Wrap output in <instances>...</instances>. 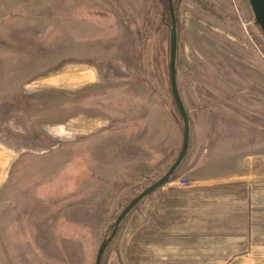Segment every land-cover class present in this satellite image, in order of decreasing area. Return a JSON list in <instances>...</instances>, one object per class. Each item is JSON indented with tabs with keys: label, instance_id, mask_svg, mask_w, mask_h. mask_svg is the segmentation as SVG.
<instances>
[{
	"label": "rangeland",
	"instance_id": "1",
	"mask_svg": "<svg viewBox=\"0 0 264 264\" xmlns=\"http://www.w3.org/2000/svg\"><path fill=\"white\" fill-rule=\"evenodd\" d=\"M163 1L0 0V264H95L123 209L176 160ZM172 2L190 147L102 264H264V34L248 0ZM112 114L132 145L154 139L149 123L172 132L154 171L102 146Z\"/></svg>",
	"mask_w": 264,
	"mask_h": 264
},
{
	"label": "water",
	"instance_id": "2",
	"mask_svg": "<svg viewBox=\"0 0 264 264\" xmlns=\"http://www.w3.org/2000/svg\"><path fill=\"white\" fill-rule=\"evenodd\" d=\"M248 4L250 6L253 15V23L256 26H258L259 29L264 34V0H248ZM171 17H172V26H171V35H170L169 71H170V84H171L173 99L176 103V106L181 114V118L183 121V140H182L181 150L176 160L173 162V164L170 166L167 172L163 174L156 182H154L149 187L144 189L134 199H132L128 203V205L123 209V211L120 213V215L118 216L117 220L114 223L112 233L103 240L98 250L95 264H102V259L106 249L115 238L121 223L126 219L129 213L146 197L154 193L159 188L165 186L173 179L176 171L179 169L184 159L186 158L190 147V141H191L190 116L182 100L177 82L178 30H177L176 15L172 6H171Z\"/></svg>",
	"mask_w": 264,
	"mask_h": 264
},
{
	"label": "crops",
	"instance_id": "3",
	"mask_svg": "<svg viewBox=\"0 0 264 264\" xmlns=\"http://www.w3.org/2000/svg\"><path fill=\"white\" fill-rule=\"evenodd\" d=\"M134 85V84H133ZM131 87H135L131 86ZM138 87V86H136ZM86 122L87 120L90 121V123H86V126L84 128V132L87 133V136H91L94 135V133H96V131L99 129L98 127L100 126L99 123L97 121H95L94 118H85ZM84 119V122H85ZM115 120H121L122 124H123V119L115 114H112L111 116H107L106 117V121L109 122L107 125H101L102 128H100L102 131L106 130L107 132L104 134V141H102L101 144H103L102 146L105 147L106 149H110L112 150V148L114 146H116L118 152H117V159L120 158L123 161H127L128 162V167L129 168L132 164L131 169L133 170H143L145 172L149 171V173L151 171H154V169L156 168L157 164H158V155L159 153H161L162 150H165L166 148H170L172 147V143H173V134L170 131V135L169 137L167 135H165L163 133V129L161 128L162 126H160L159 124H152L149 123L148 124V128L149 129V134H155V137L152 141H150V136L147 137V139L144 142L141 143H134V145H132V143H128L127 141V134L129 132L122 130V129H126L127 127H123L122 128H117L115 129V127L112 125V122H114ZM136 120V119H135ZM134 120V121H135ZM112 121V122H110ZM129 121V120H128ZM133 121V120H132ZM131 122V126L129 127H133V129L135 128V126L138 127V129H140L141 126V118L139 119V122ZM137 124V125H136ZM128 127V128H129ZM171 122H170V129H171ZM95 128H98L95 130ZM129 130V129H128ZM153 133H152V131ZM126 132V133H125ZM166 137H168V139H166ZM131 163V164H130ZM135 163V164H134ZM125 167V166H124ZM124 167H123V171H124ZM174 184L168 183L165 186L161 187V190H167V189H172Z\"/></svg>",
	"mask_w": 264,
	"mask_h": 264
},
{
	"label": "trees",
	"instance_id": "4",
	"mask_svg": "<svg viewBox=\"0 0 264 264\" xmlns=\"http://www.w3.org/2000/svg\"><path fill=\"white\" fill-rule=\"evenodd\" d=\"M163 4H164V7L167 9V11H168V14H169V19L171 20V25H172V17H171V6L173 5V2H172V0H164L163 1ZM169 79H170V71H169ZM170 86H171V84H170ZM171 93H172V91H171ZM174 100V99H173ZM174 105H175V109L177 110V112H178V114H179V116H180V118H181V114H180V112H179V110H178V108H177V106H176V103H175V101H174ZM182 119V118H181ZM113 231V230H112Z\"/></svg>",
	"mask_w": 264,
	"mask_h": 264
},
{
	"label": "built area",
	"instance_id": "5",
	"mask_svg": "<svg viewBox=\"0 0 264 264\" xmlns=\"http://www.w3.org/2000/svg\"><path fill=\"white\" fill-rule=\"evenodd\" d=\"M186 184H187L186 182L182 183V185H186Z\"/></svg>",
	"mask_w": 264,
	"mask_h": 264
}]
</instances>
